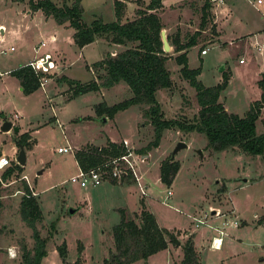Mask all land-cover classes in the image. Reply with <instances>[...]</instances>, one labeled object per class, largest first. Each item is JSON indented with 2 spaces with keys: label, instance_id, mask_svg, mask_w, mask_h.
Instances as JSON below:
<instances>
[{
  "label": "rangeland",
  "instance_id": "rangeland-1",
  "mask_svg": "<svg viewBox=\"0 0 264 264\" xmlns=\"http://www.w3.org/2000/svg\"><path fill=\"white\" fill-rule=\"evenodd\" d=\"M53 1L59 4L70 0ZM126 1L125 14L129 16L135 2ZM161 1L164 8L161 18L165 22L175 17L179 9L183 15L188 12L184 10L185 6L175 9L176 13L169 8L171 3L183 0ZM191 1L194 7L185 19L199 21L201 10L196 7L197 0ZM138 2L141 4L142 0ZM213 2L219 3L210 0V7L214 6ZM222 3L233 10L235 7L247 18L258 20L256 28L261 33L256 38L264 41V0H223ZM81 5V18L87 23L95 17L103 21L115 18L112 0H81ZM26 11V0H0V22L4 24L0 32V37L4 36L0 38V111L3 118L18 126L16 131L12 128L0 130V155L7 158L0 172L15 160L18 146L14 136L27 131L30 137V145L24 147L25 162L21 170L14 169L6 182L1 183L0 264H22V246L29 248L32 245L30 228L18 213L24 182L36 193L42 214L36 226L47 238L46 252L39 264H63L56 249L61 241L66 247L65 260L73 261L79 255V264H103V258L113 250L111 226L119 219L114 206L124 205L131 211L126 210V217L138 223L140 207L136 213L132 210L140 200L156 217L157 223L174 234L177 242L168 241V249L157 250L145 260L136 259L128 264H175L182 256L181 245L187 237L191 238L197 257L193 264H264V218H261L264 214V150L257 154L239 151L236 146L212 150L205 146L206 138L202 132L169 127L162 130L157 146L151 147L153 149L145 157L135 150L151 138L152 126L150 123L141 125L147 120L142 119L137 105L119 109L111 117L98 116L94 111V104L101 100L110 104L127 97L129 89L125 91V86L114 83L62 100L66 83L57 81L58 74L62 72L79 81L98 80V74L104 70L92 65L91 61L98 59L111 44L101 43L98 39L80 52L79 46L70 41L72 28L63 25L56 30L47 27L44 37L34 39L38 32L36 14L29 15ZM211 15L210 11L203 30L199 29L196 35L197 50L207 46V53L201 60L196 54V46H189L188 63L191 67L199 66L197 77L210 84L225 62L235 72L232 87L236 91L226 96L225 104L228 111L242 115L249 105H245L243 90L252 92L253 82L256 85L255 74L264 68V47L255 51L243 43L239 48L240 41L236 37L244 31L236 23H227L228 17L219 20L220 37L226 41L222 46L224 42L214 37L217 32ZM182 25L186 40L194 29L188 22ZM198 26L197 22L195 27ZM50 33L53 39L49 38ZM133 43L127 42L118 48ZM166 52L170 54V59L165 62L172 80L168 88L170 93L158 88L155 97L165 117L191 118L197 108L194 89L179 75L172 47ZM40 53L47 66L45 80L31 92L24 93L17 77L9 71ZM239 57L242 62L238 61ZM223 69L227 70V67ZM262 107L263 104L255 121L257 132L264 129ZM1 119L0 115V122ZM109 137L117 138L119 142L124 139L134 153L142 155L143 158H134V169L144 185L143 195L134 180H104L84 186L69 180L77 172L72 149L111 140ZM179 140L185 142V146L173 154L179 165L166 184L158 177V159L170 154ZM62 145H68L69 149L57 151ZM167 189L170 194H166ZM69 208H73V212H69ZM50 223L53 228L49 227ZM213 237L220 240V245L212 246ZM78 244L81 245L79 252ZM8 250H12V255Z\"/></svg>",
  "mask_w": 264,
  "mask_h": 264
},
{
  "label": "trees",
  "instance_id": "trees-1",
  "mask_svg": "<svg viewBox=\"0 0 264 264\" xmlns=\"http://www.w3.org/2000/svg\"><path fill=\"white\" fill-rule=\"evenodd\" d=\"M126 0H112L115 18L107 21L100 17L85 22L81 18L82 6L80 0L61 1L57 4L53 0H26L29 10L40 9L46 16H51L56 23H64L73 28L72 38L77 46L92 41L96 37H103L110 43L125 45L134 42L114 53L105 52L104 56L92 62V65L102 67L104 72L98 74V80L90 78L79 81L61 74L57 81H65L68 97L80 93L96 90L99 87H108L119 80H123L131 94L121 100L107 104L101 100L94 104V111L98 116L111 117L119 109L130 104H144L142 115L152 126V135L142 146L135 151L146 153L151 147L157 146L164 128L176 127L182 131L196 130L202 132L206 138L205 146L212 150L225 149L236 146L239 151L251 154L262 153L264 150V130H255V121L259 116L260 107L264 103V74L256 79L260 88L258 98L249 102L242 115L227 111L222 101L219 100V91L226 85L229 72L221 70V80L210 85H205L197 78L199 66L190 67L187 64L186 48L195 43V37L204 26L207 19L210 0H204L200 7V19L198 29L194 30L188 39L178 42L175 38L168 39L173 43V51L181 50L173 55L175 63L179 65V75L194 89L197 104L196 113L191 118L165 117L155 97L158 88L170 87L172 80L169 70L165 65L166 58L170 55L162 50V42L159 30L162 24L155 10L161 6V0H147L138 2L131 15H126ZM9 73L18 79L20 89L24 93L31 92L39 86V75L26 64L13 68ZM0 115L2 112L0 111ZM30 137L27 131L19 132L14 136L16 146L30 145ZM124 151L121 142L107 139L104 144H85L74 150V159L80 169L99 162L107 155H117ZM179 162L168 154L159 161L158 177L160 181L168 184L174 176ZM17 162L7 164L0 172V207H1V183L13 170H21ZM115 182L114 179L109 180ZM121 181H130L123 178ZM18 201V213L24 223L30 228L32 245L21 248L22 264H39L45 254L46 236L39 233L36 226L42 218L38 200L32 190L24 182ZM119 214L117 222L111 226L113 250L103 258V264H127L136 259H144L151 253L164 248L168 241L176 242L174 234L166 228L159 226L151 211L146 209L140 200L138 223L131 217H126L125 208L116 207ZM136 213V212H134ZM261 218H264L262 214ZM260 219V218H259ZM50 223L49 227L53 228ZM53 229H51L52 231ZM81 245H77L78 252ZM182 256L175 264H193L197 261L196 253L190 237L183 244ZM58 254L63 264H79V255L73 261L65 260L66 247L64 241L56 245Z\"/></svg>",
  "mask_w": 264,
  "mask_h": 264
},
{
  "label": "crops",
  "instance_id": "crops-1",
  "mask_svg": "<svg viewBox=\"0 0 264 264\" xmlns=\"http://www.w3.org/2000/svg\"><path fill=\"white\" fill-rule=\"evenodd\" d=\"M204 0H197V2H196V7L198 6V9H200V7H201V4H202V2H203ZM222 1L223 0H221V1H219V3L218 4H215V2H213V5L214 6H211V7H209L210 8V11H211V17H212V19H213V21L215 22V27H216V32H217V34L214 36L215 38H217L218 40H220V41H222V42H224V44L222 45V46H224L225 44H226V41L225 40H223L220 36V33H221V27H220V24H219V20H221L222 21V19H226L227 17H228V19L229 20H227V23H230V21L231 22H233V23H236L237 24V26L239 27V29H242L243 31H244V33H241L238 37H236L237 39H239V41H240V43H239V48H241V46H242V44L243 43H245V44H248V45H250L251 46V48L253 49V50H255V51H259V50H261L263 47H264V41H259L256 37H258V35L261 33L260 32V29L259 28H256L257 27V21L258 20H256V19H254V18H251V17H249V18H247L246 16H245V14H241L238 10H236V8L234 7V10L233 9H231L229 6H227L226 5V7H225V4H223L222 3ZM80 2H81V0H80ZM125 2H127V1H125ZM135 2V1H134ZM142 2H144L143 0H142ZM145 3V2H144ZM241 4V3H240ZM240 4H239V6H240ZM82 6V5H81ZM126 6V5H125ZM136 6V2H135V4H134V6H133V8ZM183 6H185L186 8H184V10L187 12V10H188V12H187V14H185V15H183V13H181V9H179L178 11H177V13L175 12V9H177V8H180V7H182L183 8ZM191 7H194V5H192V1L191 0H183V1H175V2H173V3H171L170 4V6H169V8H170V10H173L175 13H176V15H175V17H173L171 20H167L166 22L165 21H163L162 20V18H161V10H163L164 8H163V3H162V1H161V6L160 7H158L156 10H155V12H156V14L158 15V17H159V20H160V22H161V24H162V27L161 28H163L164 29V31H168V34H167V32H165V35H168V39L170 40V39H177L178 40V42H183V41H185L184 39V35L182 34V27H183V25H182V23L183 22H188V23H190V26L192 27V29H194V30H196V29H198V27H195V24H197V22H199V21H197V20H191V19H189V18H187V19H185V17L187 16V15H189V13L191 12V10H190V8ZM233 7V6H232ZM126 8V7H125ZM209 8H208V12H210L209 11ZM133 11V10H132ZM172 11V12H173ZM231 11V12H230ZM26 13H29V15H32V14H36V20H37V31L38 32H36V34H35V37H34V39H37V38H42V37H44V32H46L47 30L45 29V28H47V27H52L53 29H57V27H59V25H63V26H68L67 24H66V22H64V23H56L54 20H53V18L51 17V16H46V15H44L43 13H42V11L40 10V9H36V10H29L28 9V7H27V11H26ZM132 13V12H131ZM198 15L200 16V12L198 13ZM198 15H197V13H196V17L198 18ZM246 20V21H245ZM244 21H245V23H244ZM3 23L2 22H0V32H2V27H3ZM72 28V27H71ZM178 28V29H177ZM187 29V28H186ZM199 30V29H198ZM201 30H203V29H201ZM12 31V30H11ZM17 31V30H16ZM16 31H14L13 30V33L14 34H16L17 32ZM72 31H73V28H72ZM72 31H71V37H72ZM174 31V32H173ZM173 32V36H171V34L170 33H172ZM0 38H4V36H1ZM49 38L50 39H53V34H49ZM99 39V40H98ZM96 40H98V41H101V43L103 42V43H106V44H111V45H109V48H108V50H106V49H104V51H102V54H101V56L98 58V59H100V58H102L103 56H104V54H105V52L106 51H109V50H114L115 51V49L116 48H118L120 45H122V44H118V43H108V41H106L104 38H101V37H96V38H94L92 41H90V42H88V43H85V44H83V45H81V46H79V48H78V50H81L80 52H82V49L86 46V45H88V44H90V43H93V42H96ZM169 40H168V43H169ZM70 41H72L73 42V38H70ZM215 42H217V40H215ZM74 43V42H73ZM74 45H75V43H74ZM244 45V44H243ZM190 46H196V54H197V56L202 60V55H204V54H206L207 53V51L205 52V53H203V54H201L200 52H199V50H197V44H196V37H195V43L194 44H192V45H190ZM221 46V45H220ZM249 46V47H250ZM169 47L171 48L172 47V55H174V54H176L177 52H180L181 50H178V51H173V43H171V44H169ZM189 47V46H188ZM188 47L186 48V56H187V64H188V66H190L189 65V63H188V55H187V52H188ZM169 48V49H170ZM36 49H37V47H36ZM118 50H120V48H118ZM79 52V51H78ZM43 53H48V52H43ZM38 55H41V56H43V54L42 53H40V54H38ZM38 55H33L32 57H34V56H38ZM32 57H30V58H32ZM170 59V57H167L166 58V60H165V62L167 61V59ZM27 59H29V58H27ZM98 59H96V60H98ZM241 59V60H240ZM174 60V59H173ZM93 61H95V60H93ZM93 61H91V63L93 62ZM238 61L239 62H242L243 60H242V58L241 57H239L238 58ZM90 63V64H91ZM177 64V63H176ZM61 66H63V65H61ZM86 66H88V63H86ZM89 67H90V65H89ZM177 68L179 67V65L177 64V66H176ZM191 67V66H190ZM223 67H227V72H229V75H228V79H227V82H226V85L219 91V99H220V101L222 100L223 102V106H224V108L228 111V107L226 106V96L227 95H229V94H233L234 92H236V91H234V89H233V87H232V78H233V75H235V72L233 71V70H231V69H229V66L228 65H226L225 64V62L223 63V65H222V69L221 70H223ZM176 68V69H177ZM47 70V69H46ZM225 70V69H224ZM3 73H5V72H3ZM6 74V73H5ZM61 74H63V75H65L64 73H60V74H58V76H60ZM198 74H200V73H198ZM198 74H197V76H198ZM261 74H264V68L261 70V69H259V71H257L256 72V74H255V77H254V80L256 81V79H258L259 77H260V75ZM67 76V75H66ZM67 77H69V76H67ZM198 78V77H197ZM200 79V78H199ZM221 80V72L220 73H218V74H216V75H213V77H212V83H210V84H214V83H216V82H218V81H220ZM123 80H119V81H117L116 83H118L119 85H123V86H125L126 88H125V91H127L129 88H128V86L125 84V82H122ZM202 81V80H201ZM59 82V81H58ZM60 84H62L61 82H59ZM122 83V84H121ZM203 83V82H202ZM203 84H205V83H203ZM210 84H205V85H210ZM113 85V84H112ZM20 87V86H19ZM66 87H67V85H66ZM253 91L252 92H249V91H247L246 89H244L243 91H244V93H245V96H243V99H244V102H245V105L247 106L248 105V103L251 101V100H253V99H256V98H258L259 97V95H260V88L257 86V84L255 85V82H253ZM100 88V87H99ZM98 88V89H99ZM163 88V91H168V93H170V91L168 90V88L169 87H167V90H165L166 89V87H162ZM66 88H64L63 90H62V92H64V98H62V100H66V99H69V98H72V97H68V95H67V93L64 91ZM98 89H96V90H98ZM56 90H57V88H56ZM131 94V92H130V90H129V95ZM129 95H127V96H129ZM62 97H63V95H62ZM130 105H137L138 106V112L139 113H141V116H142V119H146V117L145 116H143L142 115V108L145 106L144 104H136V103H134V104H130ZM262 108H264V103H263V107ZM2 116V118H3V116L4 115H1ZM8 117V116H7ZM9 118V117H8ZM10 120V119H9ZM106 120V119H105ZM147 120V119H146ZM11 121V120H10ZM144 123L145 124H149V122L148 121H142V123H141V125H144ZM8 130V129H7ZM261 130H264L263 128L261 129ZM111 140H113V141H116V142H118L119 141V139H117V138H111V137H109ZM160 141V140H159ZM86 143H92V142H86ZM105 143V141H102V142H100V143H93V144H95V145H100V144H104ZM144 144V143H143ZM82 145H84V144H82ZM81 145V146H82ZM129 145V144H128ZM63 146V145H62ZM130 146H132V145H130ZM136 146H138V145H136ZM136 146H133V147H136ZM77 148H79V147H75V149H77ZM154 148V147H153ZM153 148H150L146 153H143V155L145 156V157H148V154H149V151L150 150H152ZM75 149H72V151L74 152V150ZM67 151V150H66ZM0 156H3V155H0ZM173 158H174V155H173ZM162 159V158H161ZM161 159H158L159 161L161 160ZM75 160V159H74ZM159 161H158V165H159ZM75 163H76V161H75ZM76 165H77V163H76ZM79 167H78V165H77V169H78ZM117 181H119V182H122L121 180H117ZM117 181H115V182H117ZM111 182V181H110ZM99 184V183H98ZM167 190H169V189H167ZM170 191V190H169ZM33 193L34 194H36L35 193V191H33ZM170 193H171V191H170ZM169 193V194H170ZM118 206H122V207H124L125 208V211L127 210V211H129L124 205H117V206H114V208L116 209V207H118ZM139 207H140V204H138L137 206H136V208H134V210H132V211H135V212H137L138 211V209H139ZM150 211V210H149ZM129 212H131V211H129ZM118 216H119V214H118ZM154 218L156 219V217L154 216ZM235 221V220H234ZM234 221H232V222H234ZM157 222V221H156ZM115 223V222H114ZM158 224V223H157ZM159 225V224H158ZM160 226V225H159ZM163 227V226H162ZM216 237H218V236H216ZM169 248V244H167L164 248H162V249H159V250H164V249H168ZM169 251V250H168ZM152 254V253H151ZM150 255V254H149ZM148 255V256H149ZM130 263V262H129ZM128 264V263H127Z\"/></svg>",
  "mask_w": 264,
  "mask_h": 264
},
{
  "label": "built area",
  "instance_id": "built-area-1",
  "mask_svg": "<svg viewBox=\"0 0 264 264\" xmlns=\"http://www.w3.org/2000/svg\"><path fill=\"white\" fill-rule=\"evenodd\" d=\"M214 1V0H213ZM221 1V0H218ZM259 2V0H256ZM12 48V46H10ZM207 51V46H202L199 48L201 54ZM113 53V52H112ZM241 60V59H240ZM30 66L32 70L39 75V85H42L45 80V74L47 72V66H45V58L41 55L34 56L27 60L25 63ZM2 71L0 70V75ZM121 143L124 146V151L117 155H107L105 158L101 159L99 162L89 166L86 169H77V172L70 176L69 180L78 182L80 186L87 184L95 185L104 180H121L123 178H129L134 180L138 191L141 195L144 194V185L139 180V175L134 169L135 157L143 158L142 155L134 153L126 141L121 139ZM69 149L68 145L58 146L57 151L63 152ZM7 163V158L5 156H0V167ZM25 177V175H24ZM33 193V192H32ZM170 191L166 190V194ZM198 221H201L197 219ZM235 223V221L233 222ZM212 245L215 247L214 237L212 238ZM8 254L12 255V250H8Z\"/></svg>",
  "mask_w": 264,
  "mask_h": 264
},
{
  "label": "water",
  "instance_id": "water-1",
  "mask_svg": "<svg viewBox=\"0 0 264 264\" xmlns=\"http://www.w3.org/2000/svg\"><path fill=\"white\" fill-rule=\"evenodd\" d=\"M159 35H160V39L162 42V50H164V51L169 50V48H170L169 43H168V40L166 38L165 31L163 28H161L159 30ZM9 128H12L14 131L18 130L17 125H12V123L9 119L2 118L1 122H0V130H7ZM181 146H185V142H183L181 140L177 141L176 144L174 145L172 151L170 152V155H173L176 152V150L178 148H180ZM14 158H15L16 162L19 163L20 165L24 164V162H25V150H24V147L22 145H18V150H17V153H16ZM69 212H73V208H69Z\"/></svg>",
  "mask_w": 264,
  "mask_h": 264
},
{
  "label": "bare ground",
  "instance_id": "bare-ground-1",
  "mask_svg": "<svg viewBox=\"0 0 264 264\" xmlns=\"http://www.w3.org/2000/svg\"><path fill=\"white\" fill-rule=\"evenodd\" d=\"M214 243H215V247H216V245H217V246L220 245V240L216 238V240L214 239ZM216 243H217V244H216ZM212 246H213V245H212Z\"/></svg>",
  "mask_w": 264,
  "mask_h": 264
}]
</instances>
